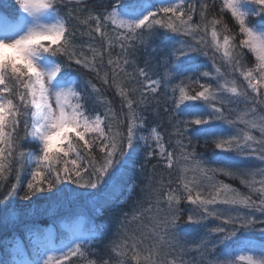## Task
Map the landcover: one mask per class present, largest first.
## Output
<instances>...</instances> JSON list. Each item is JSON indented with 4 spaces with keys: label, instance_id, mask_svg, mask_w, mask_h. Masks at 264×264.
Segmentation results:
<instances>
[{
    "label": "snow or ice",
    "instance_id": "6c2138e0",
    "mask_svg": "<svg viewBox=\"0 0 264 264\" xmlns=\"http://www.w3.org/2000/svg\"><path fill=\"white\" fill-rule=\"evenodd\" d=\"M262 90L264 0H0V205L75 186L108 213L65 224L59 243L29 228L30 253L17 239L0 264H264ZM113 225L105 255L89 258Z\"/></svg>",
    "mask_w": 264,
    "mask_h": 264
},
{
    "label": "trees",
    "instance_id": "16d2710c",
    "mask_svg": "<svg viewBox=\"0 0 264 264\" xmlns=\"http://www.w3.org/2000/svg\"><path fill=\"white\" fill-rule=\"evenodd\" d=\"M12 2L14 3V0H12ZM253 19L255 20L257 18H253ZM225 21L231 27H235L233 22L231 21L230 16L226 15ZM220 27L222 28L223 25H221ZM118 51H119L118 49L114 50L113 54H115V52ZM142 57H143V53H141V64H142ZM200 59L205 64L211 67L210 61L205 60L203 57H201ZM245 60L249 66H252V64H254V58L251 56V54H248ZM104 69L110 72V69H108L107 66V56H105L104 59ZM129 71H131L130 67H129ZM85 77L90 78V74L85 73ZM94 82H96L98 86L102 87V90L105 91L107 97L110 100H113L114 107H116L117 111H119V97L114 96V89H103V86L100 84L99 81H94ZM262 98H264V90H262ZM168 106L172 107L171 102L169 103ZM237 107L239 109H243L244 104L241 103ZM161 114L163 115V104L161 106ZM22 134H23V128H21V135ZM25 150H32V146L30 145L26 146ZM196 151L198 155L206 161H213L218 155V151L215 149L213 144L209 143L207 145H204L203 141H201V143L196 146ZM155 163L156 160H152L151 163L147 164L145 169V176L151 174L152 166ZM258 164H259L258 161H255L254 159H250V160L242 161L237 165V167H241V168L255 167ZM138 167L139 165H137V168ZM178 174H179V170L174 168L171 172V178L175 180ZM155 175H156V179L163 178L166 183L167 180L169 179V170L163 169L162 167H158L155 170ZM189 175H191V173H189ZM258 178L259 177H257V179ZM124 179H125L124 177L117 176V181H116L117 184L126 187V185L124 184ZM218 179L223 180L225 183L232 185L234 188L247 192V189L240 184L239 179H230L228 177H223V176L218 177ZM9 180L11 182H15L14 174L9 177ZM146 182L147 181H145V183ZM26 183H27V178H24V184L26 185ZM68 187L70 190L59 201L35 200V198H33L35 203H29V202L21 201L17 197L12 203L8 205V209H5L3 207L4 219L3 218L1 219V224H0V261H6L9 258V255L6 252L7 244L5 243L7 241H13L14 239L17 238H20L24 241L26 236V229L28 228L44 229L46 227H51V232L56 237V243H59L60 237L65 233V229L60 226V223L68 224L79 218L82 219L83 227L85 229H87L93 221L97 225L105 224V222L108 220V213L105 212L99 215L94 213L93 204H92L93 197L87 195L77 196L76 193L84 192V190L77 189L75 188V186H68ZM6 190L7 187L0 188V196H2L4 192H6ZM107 191H108V187L107 185H105V189L101 193H97L96 195L97 197H100L104 195V193ZM116 195L119 197V192H117ZM182 207H189V206L184 204L182 205ZM80 210H82L84 213L80 214V216L76 215V213H79ZM128 210L131 211L130 208ZM5 216H9L10 218L7 221H5ZM13 216L14 218H11ZM215 223L217 222L209 221L210 226ZM114 231H115V225H113L111 229L106 233L105 238L94 246L96 251L99 252L100 255L93 256L90 250L89 258L100 259L101 256L105 255L104 245L108 243L109 239L112 237V232ZM192 235L195 236L196 233H193ZM254 235L258 237V233ZM150 243H151L150 241H145L146 245H150ZM26 251L30 253V250L27 249ZM72 264H86V261H81L79 259L74 258Z\"/></svg>",
    "mask_w": 264,
    "mask_h": 264
},
{
    "label": "rangeland",
    "instance_id": "374dc122",
    "mask_svg": "<svg viewBox=\"0 0 264 264\" xmlns=\"http://www.w3.org/2000/svg\"><path fill=\"white\" fill-rule=\"evenodd\" d=\"M209 68H210V66L209 65H207ZM201 70H205V69H201ZM224 128H225V135H227V134H229V132L231 131L230 129H228L227 128V126H223ZM255 135H257V136H259V133L257 132V133H254ZM84 212L82 211V210H80V212L79 213H76V215H78V216H80V214H83ZM4 213H3V206L2 205H0V224H1V219L3 218L4 219ZM3 222V221H2ZM64 225H65V223H60V226L61 227H63L64 228ZM29 229V228H28ZM28 229H26V236H25V240L23 241L22 239H20V238H17L19 241H21L22 243H23V246H24V248H25V250H30V246H29V240H28V238H27V230ZM65 229V228H64ZM40 230H42V231H49V232H51V227H46V228H44V229H40ZM17 239H14L13 241H7L5 244H7L6 245V248H9V247H11V244L12 243H15L16 242V240Z\"/></svg>",
    "mask_w": 264,
    "mask_h": 264
}]
</instances>
